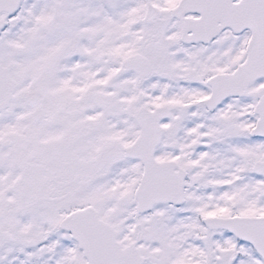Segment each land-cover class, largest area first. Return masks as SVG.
Listing matches in <instances>:
<instances>
[{"label":"snow or ice","instance_id":"obj_1","mask_svg":"<svg viewBox=\"0 0 264 264\" xmlns=\"http://www.w3.org/2000/svg\"><path fill=\"white\" fill-rule=\"evenodd\" d=\"M0 264H264V0H0Z\"/></svg>","mask_w":264,"mask_h":264}]
</instances>
